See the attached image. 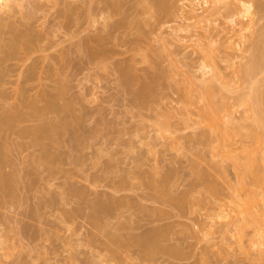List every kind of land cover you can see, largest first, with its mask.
<instances>
[{
    "label": "rangeland",
    "instance_id": "1",
    "mask_svg": "<svg viewBox=\"0 0 264 264\" xmlns=\"http://www.w3.org/2000/svg\"><path fill=\"white\" fill-rule=\"evenodd\" d=\"M236 1L207 10L200 0L202 19H189L144 10L152 0H0V37H11L9 22L39 42L28 36L39 47L30 59L17 52L2 64L0 115L17 94L43 106L50 93L56 108L39 119L71 122L46 141L51 164L30 137L1 132L11 190L0 188V264H264V226L243 222L237 207L257 191L249 202L264 218V0H241L254 5L252 27L247 16L231 23ZM252 55L250 78L240 69ZM28 64L36 74L23 81ZM205 81L223 104L212 126L200 115ZM253 150L257 180L236 165ZM97 201L113 202L108 215L92 214ZM153 231L154 247L139 243Z\"/></svg>",
    "mask_w": 264,
    "mask_h": 264
},
{
    "label": "bare ground",
    "instance_id": "2",
    "mask_svg": "<svg viewBox=\"0 0 264 264\" xmlns=\"http://www.w3.org/2000/svg\"><path fill=\"white\" fill-rule=\"evenodd\" d=\"M5 1V0H4ZM185 1H187V4L186 5H184V7H186V9H184L183 7H181V6H179L174 0H152V2H146L145 3V5H143V9L144 10H155V13H158V14H165L167 17H170V18H176V17H178L181 13H183V11L185 10V12L188 14V18L189 19H192V18H201L202 19V17H200L199 16V14L197 13V9H196V7H195V5L197 4V3H199V1L200 0H185ZM203 1V3L206 5V7H207V10H209L208 8L209 7H211L212 6V9L213 10H218L219 9V7H218V5H217V2H218V0H212L211 2V5L209 6L208 5V0H201V2ZM200 2V3H201ZM202 5V4H201ZM204 5V6H205ZM5 6H6V4H5ZM209 6V7H208ZM253 3L252 2H244V1H241V0H237L236 2H234L233 3V8H232V10L234 11V13L231 15V17H230V21H231V23L232 24H235L236 25V20H240V19H238V18H243L244 16H247L250 20H252V19H254L253 18V16H255L254 14V8H253ZM227 8H230V7H227ZM204 9V8H203ZM211 9V8H210ZM207 10L205 11V12H207ZM254 13V14H253ZM247 17H245V19L247 18ZM244 19V18H243ZM247 20V23H248V19H246ZM254 20H256V19H254ZM2 21V20H1ZM238 22V21H237ZM251 22V21H250ZM248 23V24H245V25H249V26H253V25H250V24H255V22H257V20L256 21H252L253 23ZM133 23H134V19H133ZM6 24H8V26H9V22L7 23L6 22ZM12 24H15V23H11L10 25H12ZM137 24V23H136ZM138 25V24H137ZM136 25V26H137ZM8 26H6V28L7 29H9V31H7V29L6 28H4V25H3V27H2V29L4 28L5 30H3V33H9V32H11L12 34H13V36H12V34H11V37L8 39V41H5L4 39H2L1 37H0V86H4V84L5 83H2V85H1V82L4 80L3 79V77L5 76V74H6V72H7V70H6V68L7 67H5V66H3L2 64L3 63H5V61L7 60V59H9V58H11V56H13L14 54H16L17 52L20 54H23L22 55V57L24 58V56H25V54L26 55H28L30 52L33 54V50H36V48L34 47V44H35V41L34 40H36V42H38V40L37 39H34L33 38V36H34V34H26V35H24V36H26L25 38H24V41H23V34L22 33H16L17 32V30L18 29H16L17 27H14V26H12L13 27V29L11 28V27H8ZM17 26V25H16ZM256 26V25H255ZM0 27H1V24H0ZM242 27V26H241ZM241 27H239V29H241L242 30V28ZM251 27H248L249 29L251 28ZM15 28V29H14ZM247 28V27H246ZM246 28L244 29V30H246ZM11 29V30H10ZM12 30H14V31H12ZM183 30V29H182ZM244 30H242V31H244ZM254 30V27H253V29H252V31ZM7 31V32H6ZM26 31V30H25ZM241 31V32H242ZM15 34H14V33ZM255 32V31H254ZM25 33V32H24ZM32 33V32H31ZM34 33H35V31H34ZM245 33V32H244ZM250 33V32H249ZM248 33V34H249ZM0 34H1V31H0ZM235 34V33H234ZM247 34V35H248ZM252 34H253V32H252ZM10 35V34H9ZM31 35V37L34 39H29L28 38V36H30ZM33 35V36H32ZM36 35V34H35ZM232 35V34H231ZM250 35V34H249ZM37 36V35H36ZM255 36V35H254ZM9 37V36H8ZM7 37V38H8ZM245 37H246V34H245ZM249 37V36H248ZM247 37V38H248ZM6 38V37H5ZM26 38H28L27 39V41H25V39ZM36 38V37H35ZM254 38V37H253ZM241 39V38H240ZM243 39H244V37H243ZM243 39H241L242 41H243ZM246 39V38H245ZM41 41V40H40ZM238 42H239V40H238ZM244 42H245V40H244ZM243 42V43H244ZM39 43V42H38ZM85 44H87V43H85ZM252 44V43H251ZM37 45V44H36ZM39 45V44H38ZM37 45V46H38ZM253 45H255V44H253ZM103 47V46H102ZM102 47H100V48H102ZM256 46L253 48L254 50H253V55H256L255 53L257 52L256 51ZM37 49H39V47L37 48ZM104 49V48H103ZM21 51V52H20ZM101 51V50H100ZM95 53H97V54H101L102 52H98V49H97V52H96V50L94 51ZM93 51H91L90 53H94ZM106 52V51H105ZM94 53V55L96 56V54ZM18 54V55H19ZM101 55H104V52L101 54ZM253 55L251 56V59H250V61H248L249 63H247L246 65L248 66H246L245 67V70H244V66L242 67V69H240V71H242V72H245L247 75H249L250 76V78H251V76H252V74H253V72H254V70L256 69L255 67H256V64H257V62H256V60H257V58H256V56H255V60H254V57H253ZM28 56H30V54L28 55ZM21 57V55L19 56V58ZM20 58V59H22V61L25 59V58H27L28 60L30 59V58H28L27 56L23 59V58ZM252 57H253V59H252ZM27 60V61H28ZM18 61H20V60H18ZM27 61H25V62H27ZM24 62V63H25ZM21 63V62H20ZM31 64H32V62H31ZM249 64V65H248ZM5 65V64H4ZM22 65V64H21ZM27 64H25V66H26ZM24 66V65H23ZM28 66H29V64H28ZM36 67V66H35ZM26 68V67H25ZM204 68L206 69V68H209V66H205L204 65ZM24 69V68H23ZM210 69V68H209ZM21 70V69H20ZM215 70V69H214ZM23 71V72H22ZM21 72H22V74H21V72H19L20 73V76L22 75L23 77H20V79H22V78H24V79H22L23 81H30V78L32 77V75H33V78H34V75L36 74V71H34L33 70V67L32 66H29V67H27L25 70H22ZM216 71V70H215ZM18 73V74H19ZM125 73V72H124ZM123 73V74H124ZM206 73V72H205ZM245 74V75H246ZM15 76V75H14ZM17 77H18V75H17ZM18 77V78H19ZM216 77H217V75H216ZM5 78V77H4ZM3 79V80H2ZM29 79V80H28ZM124 79V78H123ZM126 79V78H125ZM189 79V78H188ZM248 79H249V77H248ZM127 80V79H126ZM211 80V79H210ZM189 81H190V79H189ZM17 82V81H16ZM18 82H19V79H18ZM17 82V83H18ZM22 82V81H21ZM191 82H192V80H191ZM207 81H205V83H206ZM20 83V82H19ZM60 83V82H59ZM63 83V82H62ZM201 83H203V85H202V87L204 86V88H202L203 90V92H202V96H203V104H202V111L203 112H201L202 114H200L201 115V120L202 121H204V122H206L207 124L206 125H213L214 124V122H216V121H219V117H218V112H219V110L220 109H222L223 107H222V105L223 104H221V102H220V106L222 107V108H219L220 106H218L217 105V103H216V99H217V95H218V93H217V91L215 90L214 91V88L212 87V84H211V81L210 82H207V83H210V84H204V82H201ZM23 84V83H22ZM24 84H26L27 85V83H24ZM23 84V85H24ZM17 86H18V84H16ZM29 85V84H28ZM208 85V86H207ZM22 85H20V88L21 89H23L24 88V86L23 87H21ZM60 86H62V85H60ZM209 86H211V87H209ZM214 86V85H213ZM56 87H58V86H56ZM56 87H55V90H57L56 89ZM200 87V90H201V86H199ZM2 88H4V87H2ZM1 87H0V98H2L3 97V92H2V89ZM26 88H30V86L29 87H26ZM32 88V87H31ZM61 88V91H59V92H61V93H64V92H62V90L64 91V89H62V87H59L58 88V90ZM64 88V87H63ZM2 89V90H1ZM19 90V88H16L15 90H18V92L19 91H21V93L23 92V91H25V89L22 91V90ZM57 90V91H58ZM30 91V90H29ZM17 91L15 92L16 94L18 93ZM25 92H27V91H25ZM219 92V91H218ZM14 93V92H13ZM12 93V94H13ZM14 93V94H15ZM21 93H19V94H21ZM188 93V92H187ZM13 94V95H14ZM42 94V93H41ZM43 94H45L44 93V91H43ZM49 94V95H48ZM48 94H46V95H48L47 96V100H44L45 102H43V103H45L43 106L41 105L40 106V101H39V105H38V101H36V100H34L33 99V97H32V95L30 96V97H32V98H29L28 97V99H30L29 101H27L26 102V99H24V96L22 97V95H26V93L24 94V92L21 94V96L19 95L18 96V94L17 95H15V97H16V99H17V101L16 100H14V101H16V102H18L17 104L14 102V104H12V106H11V108H8L11 104H9V106L7 107V109H6V107H3V109H2V112H1V115H0V137H1V132H3V131H14L13 132V134L14 133H16V135L15 136H19L20 135V137H24L25 138V136L26 137H30V139L32 140V142H33V144L34 145H36V146H38V148L40 147L41 149H42V151H41V157H40V154H39V157H40V159L42 160L43 158H44V160L46 159V164H47V161L50 163L52 160H55L54 158H55V156L53 155V154H50V150H51V148H50V150H49V145H50V143L49 142H46L47 140L48 141H51L52 140V138H51V136H53V135H55V133L57 132V131H59V130H62L63 131V129L62 128H64V127H70L71 125V122L68 120V122H69V126H68V123H67V121L65 120V122H63V123H61V124H59V123H57V124H55V123H52V122H55L54 120H52V122H51V118H47V119H49L48 121L47 120H40L39 118L40 117H38V116H40V115H43V114H45V115H47L46 113H48V114H50V116H48L47 115V117H51V110L52 109H54V108H56V106H55V96H51V94L50 93H48ZM189 95H190V93H188ZM217 94V95H216ZM254 94H255V92H254ZM251 95V94H250ZM249 95V97H248V99H250V101H248V99H247V101H248V103H253V102H255L254 101V96L253 95H251L250 96ZM19 98H18V97ZM27 96H28V94H27ZM34 96H36V95H34ZM39 96H41V95H39ZM38 96V98L40 99V97ZM43 96V95H42ZM59 96H61L60 94H59ZM186 96H188V95H186ZM191 96V95H190ZM44 97V96H43ZM220 97V96H219ZM25 98H26V96H25ZM37 98V99H38ZM31 99H33V101H31ZM192 99V98H191ZM222 99V98H221ZM19 100V101H18ZM43 100H41V102L43 101ZM69 101H67V102H65V104H67V105H64V108L66 109L67 108V110L68 109H71V107L69 108V106H71V104L69 105V103H68ZM218 103H219V101H218ZM223 103V102H222ZM252 105H254L255 106V111L256 112H258V106H256L255 105V103L254 104H252ZM253 107V106H252ZM5 108V109H4ZM55 110V109H54ZM54 112V111H53ZM255 112V113H256ZM259 113H260V110H259ZM45 115L43 116V118L45 117ZM257 117H259L258 115H256ZM261 117V116H260ZM259 117V118H260ZM32 121H36V123H33V124H31V125H23L24 123H26L27 124V122H32ZM38 121V122H37ZM23 123V124H22ZM218 123V122H217ZM216 124V123H215ZM211 125V126H212ZM65 129V128H64ZM252 130V129H251ZM254 130V129H253ZM252 130V132H250V135L249 136H252V138H254V136L256 137V139L254 140L255 141V145H257V143L258 142H260L259 141V135H260V133L255 129L254 131ZM257 133H256V132ZM61 132V131H60ZM251 133L253 134V135H251ZM8 134V133H7ZM12 134V133H11ZM11 134H9V135H11ZM227 134H229L228 132L226 133L225 132V136H227ZM249 134V133H248ZM231 135V134H230ZM246 135V134H245ZM229 136V135H228ZM248 136V135H247ZM9 137V136H8ZM8 137H6V138H8ZM14 137V136H13ZM12 138V137H11ZM15 138H17V137H15ZM228 138H230V137H228ZM251 138V139H252ZM9 139H10V137H9ZM22 139V138H21ZM25 139H27V138H25ZM29 139V138H28ZM29 139V140H30ZM75 141H77L76 139H75ZM78 143V142H77ZM12 144V143H11ZM15 144L17 145V142L15 141ZM261 144V143H260ZM13 145V144H12ZM14 146V145H13ZM261 147H259L258 145H257V147L256 148H259L260 150L258 151V152H260V151H263L264 152V147L262 146V145H260ZM35 147V146H34ZM263 148V150H261ZM40 149V150H41ZM7 150H9L8 149V146L7 145H5V144H1L0 145V188H2V189H7L6 187L8 186V189L10 188L9 187V183H8V180L10 179V177L8 178V176L9 175H5L3 172H2V170H1V167H2V159H3V157H4V155H5V153L7 152ZM252 152H256V150L254 151H248V155H249V157H250V155H252L253 156V154H251ZM262 152V153H263ZM250 153V154H249ZM261 153V152H260ZM7 155V154H6ZM247 157L246 159V161L247 162H242V161H245L244 159H241V160H237V163H236V165L242 170L241 171V173H242V175L244 174V177H245V175L247 176H249V175H251L252 177H254V179L255 180H257V178H258V176H259V174L257 173V167L254 165L255 163H254V161L256 162V160H258V158L256 159V155L255 156H253V157ZM36 157V156H35ZM38 157V156H37ZM57 157V156H56ZM255 157V158H254ZM263 158H264V156H263ZM38 159V158H37ZM57 159V158H56ZM251 159H254V161L253 160H251ZM249 160V161H248ZM239 161V162H238ZM6 162V161H5ZM51 164V163H50ZM49 164V165H50ZM53 164V163H52ZM5 165V164H4ZM4 168V167H3ZM2 168V169H3ZM6 168V167H5ZM255 168V169H254ZM53 169V168H52ZM6 170V169H5ZM7 171H8V169H7ZM6 172V171H5ZM10 172V171H9ZM8 173V172H7ZM256 175V176H255ZM258 175V176H257ZM253 179V178H252ZM242 182L243 181H241V182H239V183H241L242 184ZM11 183V182H10ZM244 183V182H243ZM239 185V184H238ZM246 185V183H244V185H243V187H246L245 186ZM239 186H242V185H239ZM239 186H238V188H239ZM243 187H241L240 189L242 190L243 189ZM4 189V190H5ZM7 189V190H8ZM11 189H9V191H10ZM243 190H245V189H243ZM250 190H248L247 191V193L249 192ZM252 191V190H251ZM6 192V191H5ZM255 192H257V191H253V192H251V195H249V200H251L253 197L255 198V197H257L258 195H255V194H259V192H257V193H255ZM264 192V191H263ZM10 193V192H9ZM248 194H250V193H248ZM247 195V194H246ZM248 197V196H247ZM246 197V198H247ZM252 197V198H251ZM253 198V199H254ZM238 199V198H237ZM252 199V200H253ZM256 199V198H255ZM239 200V199H238ZM238 200H237V202H238ZM243 199L241 198V202H238V205H237V207L239 206V207H241V209L240 210H238L239 211V214H241V216H242V219H243V222L245 221L246 223H249V224H253L252 226L254 227V229H256V230H259L258 228H260L259 226H258V224L260 225H262L263 224V226H264V218H262V216L260 217V215L259 214H257V212L256 211H254L253 209H251V207H253L254 205H251L250 204V202H249V200H246V199H244V201H242ZM121 201V200H120ZM254 201V200H253ZM99 202V203H98ZM100 202L101 201H97V202H95V207H93L94 209L93 210H95V211H93L92 212V214H99V211H102L101 213L102 214H104L105 212L104 211H106V212H108L109 211V208L108 207H110L109 205H107V203H109V202H104V203H106L105 205H107V208H106V206L105 205H101L100 204ZM112 202V201H111ZM110 202V203H111ZM114 202H116V204L118 203V201H114ZM236 202V203H237ZM256 202H257V199H256ZM255 202V203H256ZM102 203V202H101ZM109 203V204H110ZM242 203V204H241ZM255 203H253V204H255ZM103 204V203H102ZM111 204H113V202L111 203ZM115 204V203H114ZM251 205V206H250ZM111 207H113V205L111 206ZM110 207V208H111ZM111 211H112V209H110ZM96 212V213H95ZM110 212V211H109ZM101 213H100V215L99 216H101ZM92 214H91V217H93L92 216ZM106 214V213H105ZM257 214V215H256ZM106 215H108V214H106ZM94 217H95V215H94ZM258 217H260L259 219H257ZM98 218H100V217H98ZM96 219V218H95ZM93 222L95 221L94 220V218H93V220H92ZM96 221H98V220H96ZM95 221V222H96ZM260 221V222H259ZM259 222V223H258ZM98 225H102V224H100V221H98ZM95 224V223H94ZM97 224V223H96ZM94 226H96V225H94ZM239 226H241V228H242V224L241 225H239ZM241 228H239V229H241ZM264 228V227H263ZM263 228H262V230H263ZM256 230H255V232H256ZM261 230V229H260ZM262 230L261 231H257V233L258 232H260V234L258 233V235L257 236H259V238H261L260 236H264V233L262 234ZM263 232H264V230H263ZM157 232L156 231H153V233L151 232V234H148V235H144L143 236V238L142 237H140L138 240L140 241L139 243H141L142 244V242L143 243H147L148 245H150L147 241H151V243H155L156 241H154L153 242V240H155V236H157L158 234H156ZM154 234V235H153ZM156 234V235H155ZM151 235V236H150ZM110 236H112L111 237V240L113 239H115V238H117V237H115V234L114 235H112V234H110ZM109 236V237H110ZM150 236V237H149ZM115 237V238H114ZM146 237H148V239L146 238ZM158 238V237H157ZM258 238V237H257ZM257 238L255 239L256 241H257ZM263 238V237H262ZM110 239V238H109ZM145 239L147 240V241H145ZM151 239V240H150ZM111 240H110V242H111ZM118 240H119V238H118ZM260 241V240H259ZM115 242V241H114ZM138 242V241H137ZM255 242V241H254ZM253 242V243H254ZM261 242V241H260ZM112 243V242H111ZM111 243H110V246H111ZM115 243H118V241H116ZM257 243V242H256ZM147 244H145V245H147ZM258 244V243H257ZM261 244V243H260ZM115 245V244H114ZM114 245H112V246H114ZM155 245H156V243H155ZM153 246V245H152ZM152 246L150 245V246H148L149 248H152ZM154 247V246H153ZM156 247H158V245L156 246ZM114 251V250H113ZM115 252V251H114Z\"/></svg>",
    "mask_w": 264,
    "mask_h": 264
}]
</instances>
